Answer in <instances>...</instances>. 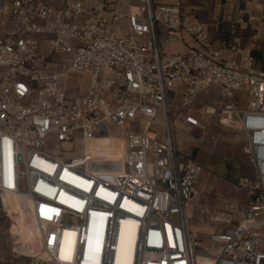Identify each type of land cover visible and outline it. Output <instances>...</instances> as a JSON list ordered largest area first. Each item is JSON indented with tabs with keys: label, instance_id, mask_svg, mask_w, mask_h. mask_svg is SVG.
Instances as JSON below:
<instances>
[{
	"label": "built area",
	"instance_id": "1",
	"mask_svg": "<svg viewBox=\"0 0 264 264\" xmlns=\"http://www.w3.org/2000/svg\"><path fill=\"white\" fill-rule=\"evenodd\" d=\"M163 32L186 52L165 53ZM187 37L210 43L182 0H0V193L36 203L41 242L13 264H198L188 204L203 168L180 157L175 129L213 117L243 136L252 176L242 222L211 236L212 264H264V71ZM114 129L125 157L103 162L88 149ZM53 143H78L82 156L58 158Z\"/></svg>",
	"mask_w": 264,
	"mask_h": 264
},
{
	"label": "rangeland",
	"instance_id": "2",
	"mask_svg": "<svg viewBox=\"0 0 264 264\" xmlns=\"http://www.w3.org/2000/svg\"><path fill=\"white\" fill-rule=\"evenodd\" d=\"M188 38V37H187ZM173 51L178 44H169ZM168 51V50H167ZM168 55H177L169 54ZM263 55L257 54L255 69H262ZM112 136H103L97 147L89 150L103 162H119L126 137L114 129ZM177 150L181 158L199 163L202 174L196 184L195 194L188 204L190 231L201 247L195 250L198 264H212L218 247L211 236L230 231L243 220L251 199L242 186V179L252 176V169L242 150L243 136L236 129L217 118H209L205 130L175 129ZM79 144H48L46 150L63 160L82 156ZM22 190L27 192L26 182ZM35 202L20 196L0 193V264H13L16 252L41 254L40 231L35 218ZM40 245V246H39Z\"/></svg>",
	"mask_w": 264,
	"mask_h": 264
},
{
	"label": "crops",
	"instance_id": "3",
	"mask_svg": "<svg viewBox=\"0 0 264 264\" xmlns=\"http://www.w3.org/2000/svg\"><path fill=\"white\" fill-rule=\"evenodd\" d=\"M154 2L172 4V0ZM182 10L189 20L201 22L210 38L208 46L200 47L188 37L190 46L207 52L219 51L225 60H239L241 55H249L255 64L257 54L264 57V8L261 5L251 0H182ZM162 47L169 54L186 52L182 45L172 51L164 32ZM262 67L256 70L264 71V58Z\"/></svg>",
	"mask_w": 264,
	"mask_h": 264
},
{
	"label": "bare ground",
	"instance_id": "4",
	"mask_svg": "<svg viewBox=\"0 0 264 264\" xmlns=\"http://www.w3.org/2000/svg\"><path fill=\"white\" fill-rule=\"evenodd\" d=\"M101 138L102 137H100V138H98V139H96V140H94V142L93 143H91V145L89 146V149L88 150H90L91 148H92V150L95 152V149L94 148H96L97 147V149L99 150L100 149V147H99V143H100V140H101ZM126 149V147H125V143H124V146H123V154L120 156L121 158H119L120 159V161L119 162H122L123 160H124V157H125V150ZM20 152H18V154H19ZM43 165L46 167V168H48V169H50L49 171H47V170H42V169H39L40 171H42V172H44V173H46V174H48V175H52V174H54L53 173V170H54V166H52L50 163H43ZM36 167V166H35ZM20 168H21V165L20 164H18V171H20ZM19 180V179H18ZM76 180H78V179H73V181L71 180V183H73L77 188L79 187V184H77V181ZM37 184V182L36 181H34V185H36ZM18 188H19V190L20 189H22V184H21V179H20V181H19V185H18ZM55 189H53V188H50L49 186H47V185H45V184H43L42 182H40L39 184H38V187H37V192H39V193H41V194H43V195H45V196H47V197H50V198H53V197H55V198H58V203H64L63 202V198H64V194H55ZM5 194H11V195H15V196H20V197H22V198H24V199H27V200H31V198L29 197V195L28 194H23L22 192H18V191H16V192H7V193H5ZM56 195V196H55ZM22 253H24L23 251H22ZM25 254H27V253H25Z\"/></svg>",
	"mask_w": 264,
	"mask_h": 264
}]
</instances>
